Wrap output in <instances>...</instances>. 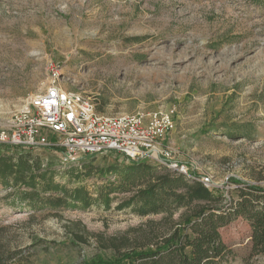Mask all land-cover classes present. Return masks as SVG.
<instances>
[{
  "label": "rangeland",
  "instance_id": "1",
  "mask_svg": "<svg viewBox=\"0 0 264 264\" xmlns=\"http://www.w3.org/2000/svg\"><path fill=\"white\" fill-rule=\"evenodd\" d=\"M53 80L105 114L171 113V159L227 196L233 178L264 185V0H0V130ZM30 151L54 162L57 182L70 187L78 182L63 172L76 168L94 196L119 183L110 166L131 161L104 151L65 165L60 147ZM131 193L111 195L108 207L34 211L0 185V254L16 252L11 264H83L157 242L182 210L119 209ZM220 232L232 264H264L251 255L247 220Z\"/></svg>",
  "mask_w": 264,
  "mask_h": 264
},
{
  "label": "trees",
  "instance_id": "2",
  "mask_svg": "<svg viewBox=\"0 0 264 264\" xmlns=\"http://www.w3.org/2000/svg\"><path fill=\"white\" fill-rule=\"evenodd\" d=\"M161 167L158 170L145 161L112 165L107 173L111 180L118 174L119 183L99 186L94 196L80 184L76 168L69 166L63 172L68 181L78 182L70 187L57 182L54 162L30 150L0 145V185L34 211L85 209L94 204L108 207L111 195L120 192L132 193L118 208H132L139 215H171L182 210L179 220L157 242L111 259L96 256L83 264H232L235 253L222 239L220 228L239 217L251 227V255H264V185L233 178L237 186L227 196L220 187L209 188L199 179ZM92 168L87 167L84 176L92 175ZM17 258L16 252L0 254V264H11Z\"/></svg>",
  "mask_w": 264,
  "mask_h": 264
},
{
  "label": "built area",
  "instance_id": "3",
  "mask_svg": "<svg viewBox=\"0 0 264 264\" xmlns=\"http://www.w3.org/2000/svg\"><path fill=\"white\" fill-rule=\"evenodd\" d=\"M174 128L172 114L163 109L105 114L97 110L91 98L53 80L43 91L23 100L0 130V144L29 150L60 147L65 165L77 161L81 154L116 151L135 162L154 160L210 188L208 175L197 178L184 164L171 159L172 152L164 141Z\"/></svg>",
  "mask_w": 264,
  "mask_h": 264
}]
</instances>
